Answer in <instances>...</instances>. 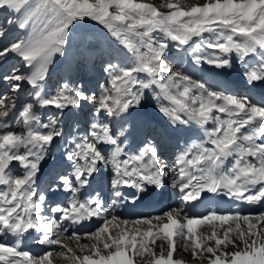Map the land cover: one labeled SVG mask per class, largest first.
<instances>
[{
	"label": "snow or ice",
	"instance_id": "obj_1",
	"mask_svg": "<svg viewBox=\"0 0 264 264\" xmlns=\"http://www.w3.org/2000/svg\"><path fill=\"white\" fill-rule=\"evenodd\" d=\"M58 262L264 264V0H0V264Z\"/></svg>",
	"mask_w": 264,
	"mask_h": 264
},
{
	"label": "rangeland",
	"instance_id": "obj_2",
	"mask_svg": "<svg viewBox=\"0 0 264 264\" xmlns=\"http://www.w3.org/2000/svg\"><path fill=\"white\" fill-rule=\"evenodd\" d=\"M150 2H154V3L158 4V3H160V0H150ZM194 2H195V0H194ZM84 46H89L93 49L94 58H93V62L89 64L88 70L86 72L81 73L80 75L85 76L86 79L89 81L88 82L89 85H87V87L92 89V86H93V89H94L97 86V82H99L101 84L104 82V80L102 79V75H101L100 70H101L102 62H103V52L107 48V42L98 33L88 32V33L77 34L76 36H74L73 47L69 50V56L70 57L78 56L80 51L82 50V48ZM68 67H69V61L68 60H65L64 63L55 67V70L51 74V80H50V84L52 86H55L57 81L61 80L65 76V73H66V70ZM57 68H59V69H57ZM57 70L60 71L59 74L56 73ZM229 74H233L237 77H240L238 71H232L231 73H227L225 75H229ZM95 80H97V81H96L95 85H93V82ZM246 91H247V89H246L245 84H244L243 90L240 91L238 94H244ZM160 118L162 119V117L160 116V114L156 110L154 103L149 101V103L146 105V107L141 111L140 115L136 118V123H137V128H138V139H140V137H142V139H143V137L145 135H147L149 132H152V133L157 135L155 130L159 126L156 125V127H155L154 122ZM157 122H159V120H157ZM147 125H149L148 129L146 127ZM141 129H142V133L139 134ZM149 138H151V137H149ZM157 138H159L158 135H157ZM130 143H131V141H130ZM50 163H51V161H50ZM64 242L68 243L72 247H75V245L71 244V242H69V241H64ZM58 264H62V262H58Z\"/></svg>",
	"mask_w": 264,
	"mask_h": 264
},
{
	"label": "bare ground",
	"instance_id": "obj_3",
	"mask_svg": "<svg viewBox=\"0 0 264 264\" xmlns=\"http://www.w3.org/2000/svg\"><path fill=\"white\" fill-rule=\"evenodd\" d=\"M56 73H60V71L58 70ZM209 79H212V80H214V81H216L217 83H219V84H221L223 87H225V88H227V89H229L230 87H234L236 84H237V82L239 83V79H241L240 77H237V76H235V75H233V74H229V75H223V76H215V77H212V76H209ZM242 80V79H241ZM243 82L241 81V84H242ZM87 85H89V83L87 84ZM226 85V86H225ZM227 86H229V87H227ZM241 89H242V87H237V90H236V92L235 93H239L240 91H241ZM259 91V90H258ZM156 120V119H155ZM157 120H159V122H157V125L158 126H162V119L160 118V119H157ZM156 120V121H157ZM161 121V122H160ZM142 133V129H141V131L139 132V134H141ZM141 136V135H140ZM140 139H142V137H140ZM221 207H223L224 208V206L223 205H221ZM131 211L132 210H129L128 212H127V214H131ZM126 214V215H127ZM126 215H124V217L126 216Z\"/></svg>",
	"mask_w": 264,
	"mask_h": 264
}]
</instances>
